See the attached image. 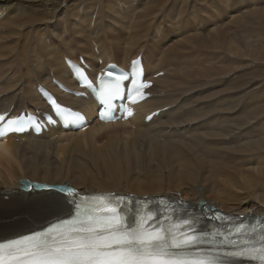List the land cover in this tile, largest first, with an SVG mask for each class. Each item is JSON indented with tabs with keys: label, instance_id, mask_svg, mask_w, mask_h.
<instances>
[{
	"label": "bare ground",
	"instance_id": "obj_1",
	"mask_svg": "<svg viewBox=\"0 0 264 264\" xmlns=\"http://www.w3.org/2000/svg\"><path fill=\"white\" fill-rule=\"evenodd\" d=\"M135 1L0 0L2 111L42 106L35 89L51 76L71 84L66 58L127 67L141 55L154 83L151 98L127 122L0 143V230L28 223L59 196L23 192L24 179L65 182L81 193L166 196L196 215L203 213L199 204L231 218L264 215L262 0H220L223 8L217 0ZM248 3L256 9L241 12ZM165 15L177 19L169 26ZM61 101L82 110L91 105ZM156 110L163 111L144 122Z\"/></svg>",
	"mask_w": 264,
	"mask_h": 264
},
{
	"label": "snow or ice",
	"instance_id": "obj_2",
	"mask_svg": "<svg viewBox=\"0 0 264 264\" xmlns=\"http://www.w3.org/2000/svg\"><path fill=\"white\" fill-rule=\"evenodd\" d=\"M133 68L136 74L126 92L129 77L124 73L108 72L98 89L87 85L99 94L111 119L116 118L113 99L126 96L136 103L150 86L141 79L137 62ZM50 102L61 119L83 126L80 114ZM119 107L122 115H133L131 109ZM34 125L31 116L0 115V138ZM50 187L59 196L42 205L38 217L16 229L0 230V264H264V217H254L255 223L207 217L210 223L226 225L213 223L209 229L205 217L189 211L182 201L153 208L146 200L81 194L71 185Z\"/></svg>",
	"mask_w": 264,
	"mask_h": 264
},
{
	"label": "rangeland",
	"instance_id": "obj_3",
	"mask_svg": "<svg viewBox=\"0 0 264 264\" xmlns=\"http://www.w3.org/2000/svg\"><path fill=\"white\" fill-rule=\"evenodd\" d=\"M130 1L132 2V0H130ZM217 2L221 3V4H222V8H223L224 4H223L220 0H217ZM262 2H263V6H264V0H262ZM132 4H134V3L132 2ZM135 4H138V3H137V0L135 1ZM249 6H250L249 3H248V4H245V5H241V7H240V11H241V12L244 11V13H245V11L248 10V9H249V11H251V9H252V10H255V9H256V8H254V7L251 8V7H249ZM263 6H262V7H263ZM191 7H192V5L189 6V9H190ZM222 8H221V9H222ZM221 9H220V10H221ZM262 9H264V8H262ZM131 10H132V9H131ZM233 10L238 11V9H237L236 7H234ZM81 12L84 13L85 10H82ZM241 12H240L239 15H243V14H241ZM30 14H31V11H30ZM59 15H60V14H59ZM139 15H140V14H139ZM201 16L204 17V18H207V17H205L204 15H201ZM237 16H238V15H237ZM229 17H230V16H227V17L225 18V21L227 20V23H230L231 20L233 19V18H229ZM238 17H239V16H238ZM176 19H177V17H175L174 15H172V16H170V17L167 16V15H165V17H164L162 20H164L169 26H171V25L173 24V22L176 21ZM162 20H161V21H162ZM161 21H160V22H161ZM57 23L60 24V21H58V19H57ZM132 34H133V28H130V29H126V32H125L124 35H125V37H126V35H130V36H131ZM172 38H173V35L167 36L166 39H165V41H164V44H166L167 42H169V40H171ZM152 51H153V50H152ZM152 51H151V52H152ZM157 54H158V52L155 51V52H154V56H156ZM249 61H250V60H249ZM250 63L252 64V61H250ZM253 64H254V63H253ZM160 77H161V76H160ZM64 183H65V182H64ZM64 183H63V184H64ZM229 184L232 185L233 182H229ZM235 184H236V185H235ZM234 185H235V187H237L241 192H244V191H245V190H243V191L241 190V189L243 188L244 185H239L238 181H236V183L234 182ZM238 185H239L240 187H239ZM197 189H198V190H201V189H200V186H198ZM197 189H196V190H197ZM239 190H238V191H239ZM201 191H202V190H201ZM206 199H207L208 201H212V198H211L210 194H206ZM2 200H3V197H2ZM182 200H183V199H182ZM3 201H4V200H3ZM4 202H7V201H4Z\"/></svg>",
	"mask_w": 264,
	"mask_h": 264
}]
</instances>
